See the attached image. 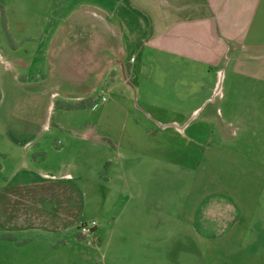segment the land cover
<instances>
[{"label":"rangeland","instance_id":"374dc122","mask_svg":"<svg viewBox=\"0 0 264 264\" xmlns=\"http://www.w3.org/2000/svg\"><path fill=\"white\" fill-rule=\"evenodd\" d=\"M50 1L0 0V264H264L256 179L254 186L236 185L250 200L236 193L242 212L235 223L215 227L203 239L177 217L176 207L192 184L209 182L213 192L230 187L217 170L193 179L192 171L170 165L142 168L135 174L142 187L132 186L125 166L110 168L115 155L106 138L82 139L86 129L95 130V117L106 107L101 102L94 109H64V99L72 105L74 96L92 92L104 99L108 92L104 86L90 91L77 86L76 53L82 47L62 35L61 27L45 55ZM80 8L74 5L69 18ZM92 10L82 18L96 20L98 10ZM36 50L44 53V76L32 80ZM114 62L108 57L107 68L117 66ZM57 65L62 77L74 80L71 87L55 84L61 77L54 72ZM256 103L252 140L264 147V119H257L264 117L263 79H256ZM60 170L72 173L73 185L41 178ZM261 191L264 196V187ZM91 220L96 226L82 234L80 226Z\"/></svg>","mask_w":264,"mask_h":264},{"label":"crops","instance_id":"0c3cea01","mask_svg":"<svg viewBox=\"0 0 264 264\" xmlns=\"http://www.w3.org/2000/svg\"><path fill=\"white\" fill-rule=\"evenodd\" d=\"M71 1H50L44 53L61 27L62 35L82 47L76 53L77 86L107 89L104 99L92 92L74 96L83 109L101 102L106 107L95 117V130L86 129L82 139L106 138L115 155L110 168L125 166L132 186L142 187L135 177L142 168L170 165L192 171L193 179L217 170L230 187L213 192L209 182L192 184L176 207L177 217L203 239L215 227L235 223L242 212L237 192L246 196L241 201L250 200L236 185L254 186L256 179V219H263L264 147L252 139L256 79L264 80V0ZM76 4L82 12L69 18ZM92 7L98 18L86 21L82 17ZM44 53L34 52L32 80L44 76ZM108 57L117 66L107 68ZM54 72L61 74L55 84L71 87L74 80L62 77L63 69L57 65ZM66 99L62 105L69 104ZM41 178L73 185L74 177L60 170L59 175L45 171Z\"/></svg>","mask_w":264,"mask_h":264},{"label":"built area","instance_id":"2783aa9c","mask_svg":"<svg viewBox=\"0 0 264 264\" xmlns=\"http://www.w3.org/2000/svg\"><path fill=\"white\" fill-rule=\"evenodd\" d=\"M45 175L47 176L48 174H45ZM52 176H53V175H52ZM65 176H66V177H70V174L67 173V174H65ZM94 226H96V222H95V220H91L90 223L84 222V223H82V225L80 226V232H81L82 234H88Z\"/></svg>","mask_w":264,"mask_h":264},{"label":"trees","instance_id":"16d2710c","mask_svg":"<svg viewBox=\"0 0 264 264\" xmlns=\"http://www.w3.org/2000/svg\"><path fill=\"white\" fill-rule=\"evenodd\" d=\"M63 107H65V108H73V107H81L82 106V104H81V102H76V103H74V104H72V105H70V104H65V105H62ZM81 236V235H80Z\"/></svg>","mask_w":264,"mask_h":264}]
</instances>
